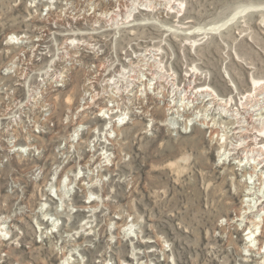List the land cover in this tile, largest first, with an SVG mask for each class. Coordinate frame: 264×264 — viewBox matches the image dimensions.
<instances>
[{
  "label": "rangeland",
  "instance_id": "374dc122",
  "mask_svg": "<svg viewBox=\"0 0 264 264\" xmlns=\"http://www.w3.org/2000/svg\"><path fill=\"white\" fill-rule=\"evenodd\" d=\"M263 5L0 0V264H264Z\"/></svg>",
  "mask_w": 264,
  "mask_h": 264
},
{
  "label": "bare ground",
  "instance_id": "6f19581e",
  "mask_svg": "<svg viewBox=\"0 0 264 264\" xmlns=\"http://www.w3.org/2000/svg\"><path fill=\"white\" fill-rule=\"evenodd\" d=\"M136 3H133L131 6H130V8H128V10H126L125 12H124V18H125V21L126 22H128L130 19L129 18H132V16L134 17V14H136L137 12H139L140 13V11H147V12H150V11H152L153 9H151L150 7H148L146 4V6L145 5H142L141 3L138 5L137 4V6L135 5ZM150 4H151V2H150ZM153 4V3H152ZM166 5V4H165ZM181 5V4H180ZM136 6V7H135ZM151 6V5H150ZM162 6V5H161ZM264 6V5H263ZM179 7V6H178ZM255 7V6H254ZM257 7H260V6H257ZM123 8V7H122ZM161 8V7H160ZM250 8H252L251 6H249V7H240V8H238V10H235V11H233L232 13H231V15L229 16V18H227V19H225V20H223L222 21V23H217V24H215V25H212V26H210L209 25V27H194V29H192V30H188V31H186V32H184V34H189V33H194L195 31H198V32H200V33H202V34H208V33H210L209 31H218V30H220V29H222V28H224V26L226 25V24H228L230 21H232L233 19H235V16L236 15H238L239 13H242V12H244V11H246L247 9H250ZM182 9V8H181ZM254 9V8H253ZM255 10V9H254ZM257 10V9H256ZM153 12V11H152ZM172 12V11H171ZM153 14V13H152ZM156 14V13H155ZM151 15V14H150ZM156 18V17H155ZM152 19V18H151ZM154 19V18H153ZM131 20H134L133 18L131 19ZM264 20V19H263ZM144 22H146V20L145 19H139V20H135V21H133L132 22V25H134V26H139V24H145ZM230 24H233V23H230ZM178 25V24H177ZM127 26V25H126ZM226 26H228V25H226ZM179 28V27H178ZM174 30V29H173ZM167 34V33H166ZM174 34V33H173ZM215 34V33H214ZM179 35V34H178ZM195 35V34H194ZM210 35V34H209ZM203 40V39H202ZM151 48V47H150ZM139 50V49H138ZM148 56V55H147ZM160 59V58H159ZM161 61V60H160ZM135 63V62H134ZM137 66V65H136ZM158 67V66H157ZM160 68H161V66H160ZM197 69V68H196ZM200 72V71H199ZM217 75V74H216ZM212 78V77H211ZM206 81V80H205ZM232 81V80H231ZM174 84V83H173ZM232 86H233V88L234 89H236V87H235V85H234V83L232 84ZM202 88V87H201ZM199 91H203V93H205L206 94V96L207 97H210L211 99H210V101L211 100H216V99H218V96L216 95V93L215 92H213V89L211 88V89H209V87H207V86H205V87H203L201 90H199ZM259 91V90H258ZM255 98V97H254ZM168 99V98H167ZM227 99V98H226ZM239 99V98H238ZM210 101H208V102H210ZM222 101V100H221ZM220 100H219V102H221ZM227 100H225V103H224V101H223V103H224V107L226 106V104H227V102H226ZM228 101H229V99H228ZM231 101V100H230ZM222 103V102H221ZM209 104V103H208ZM205 106V105H204ZM219 106V105H218ZM253 106H255V104L253 105ZM220 107V106H219ZM247 107V106H246ZM251 107H252V105H251ZM104 111V110H103ZM108 112V111H107ZM111 112V111H110ZM240 112V111H239ZM168 113V112H167ZM198 113V112H197ZM112 114V113H111ZM198 115V114H197ZM196 115V116H197ZM106 117H108V116H106ZM195 117V116H194ZM109 119H110V117H109ZM118 119V118H117ZM196 119V118H195ZM116 121V120H115ZM188 121L190 122V121H192V117L191 118H189L188 119ZM187 121V122H188ZM194 121V120H193ZM165 122L168 124V126H170L169 124H174L173 123V121H172V119L170 118L169 120H165ZM176 123H177V121H176ZM180 123V122H179ZM166 124V125H167ZM190 126H191V123L189 124ZM186 126V128L188 127V123H187V125H185ZM263 127V126H262ZM178 128V127H177ZM263 129V128H262ZM76 132H78V130H75ZM260 132H261V135H263L264 134V130H260ZM78 134V133H77ZM72 136H73V134H72ZM241 143V142H240ZM238 146V145H237ZM237 146H235V149H237L238 147ZM242 146V145H241ZM240 147V146H239ZM226 154H228V153H226ZM247 154V153H246ZM223 155V154H222ZM220 157H222V156H220ZM226 157V156H225ZM228 159V158H227ZM100 160V159H99ZM169 165V164H168ZM167 165V166H168ZM239 166V165H238ZM101 170V169H100ZM106 170V169H105ZM84 185V184H83ZM92 186H94V184H92ZM92 186L90 187V188H92ZM98 186V185H97ZM245 189V188H244ZM246 191V190H245ZM247 192V191H246ZM60 194H62V192L60 193ZM248 195V194H247ZM60 198V200H63L61 203H62V207H63V211L65 212V214L66 215H69V212H68V206H67V204H66V199H64V197H62L61 195L59 196ZM72 199V198H71ZM109 199V198H108ZM89 200V199H88ZM92 202V201H91ZM91 202H89V203H91ZM250 202V201H249ZM68 203V202H67ZM45 204V203H44ZM92 204V203H91ZM43 206V205H42ZM58 208V207H57ZM93 208V207H92ZM56 209V208H55ZM91 211V210H90ZM57 212V211H56ZM59 212H61V211H59ZM58 212V213H59ZM57 213V214H58ZM44 215V214H43ZM47 215V214H46ZM45 220V219H44ZM43 220V221H44ZM6 221V220H5ZM90 221V220H89ZM256 221V220H255ZM2 222V221H1ZM0 222V223H1ZM254 222V221H253ZM258 222V221H257ZM256 222V223H257ZM253 224H255V223H253ZM1 225V224H0ZM129 225V224H128ZM132 225V224H131ZM131 225H129L128 227H127V229H123V231L126 233L127 232V230L129 229V227H131ZM258 225V224H257ZM1 227V226H0ZM125 227V228H126ZM251 227V226H250ZM2 228V227H1ZM80 228V227H79ZM253 228H254V226H253ZM130 230V229H129ZM128 230V231H129ZM255 234V231H249V232H247L246 233V243L248 244V242H251L252 240H254V238L252 239V237L251 236H253ZM139 236V235H138ZM255 237V236H254ZM142 241V240H141ZM140 241V242H141ZM253 242V241H252ZM150 243V242H149ZM248 246V245H247ZM249 246H251V244H249ZM249 246H248V248H249ZM263 248H264V246L261 248L262 250H263ZM260 249V248H259ZM262 250H260V253H263L264 254V251H262ZM133 251V250H132ZM135 251V250H134ZM64 263V262H63ZM104 264V263H103Z\"/></svg>",
  "mask_w": 264,
  "mask_h": 264
}]
</instances>
